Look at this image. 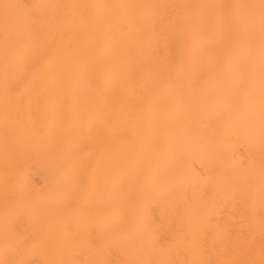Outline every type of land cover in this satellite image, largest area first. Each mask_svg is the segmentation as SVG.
Listing matches in <instances>:
<instances>
[{
  "label": "bare ground",
  "instance_id": "6f19581e",
  "mask_svg": "<svg viewBox=\"0 0 264 264\" xmlns=\"http://www.w3.org/2000/svg\"><path fill=\"white\" fill-rule=\"evenodd\" d=\"M0 264H264V0H0Z\"/></svg>",
  "mask_w": 264,
  "mask_h": 264
}]
</instances>
